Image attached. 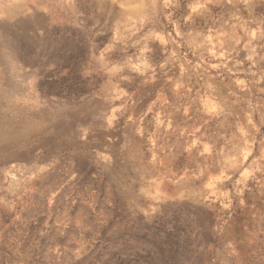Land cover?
Returning <instances> with one entry per match:
<instances>
[{"label": "rangeland", "instance_id": "1", "mask_svg": "<svg viewBox=\"0 0 264 264\" xmlns=\"http://www.w3.org/2000/svg\"><path fill=\"white\" fill-rule=\"evenodd\" d=\"M0 264H264V0H0Z\"/></svg>", "mask_w": 264, "mask_h": 264}]
</instances>
